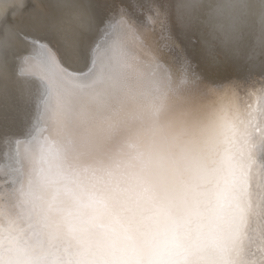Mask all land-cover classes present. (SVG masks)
Returning a JSON list of instances; mask_svg holds the SVG:
<instances>
[{
    "label": "clouds",
    "instance_id": "clouds-1",
    "mask_svg": "<svg viewBox=\"0 0 264 264\" xmlns=\"http://www.w3.org/2000/svg\"><path fill=\"white\" fill-rule=\"evenodd\" d=\"M176 13L185 31H200L206 54L219 46L227 58L258 66L264 0H177ZM18 40L11 27L0 34L3 98ZM113 114H119L115 126ZM52 123L18 188L19 205L31 230L70 246L62 258L149 264L168 251L199 264L229 258L223 193L233 157L222 145L210 146L202 129L166 102L144 104L100 81L58 100ZM0 255L20 264L36 260L22 247L6 246Z\"/></svg>",
    "mask_w": 264,
    "mask_h": 264
},
{
    "label": "snow or ice",
    "instance_id": "snow-or-ice-1",
    "mask_svg": "<svg viewBox=\"0 0 264 264\" xmlns=\"http://www.w3.org/2000/svg\"><path fill=\"white\" fill-rule=\"evenodd\" d=\"M174 0H84L78 20L93 25L71 41L58 22L54 0H33L23 27L10 25L20 44L9 65L12 81L0 105V253L22 247L35 264H73L63 249L31 230L19 205L18 188L34 164V153L61 98L95 81L115 84L144 104L169 105L233 157L224 190L230 210L228 259L216 264H264V76L237 73L201 54L192 32L175 21ZM258 85V86H257ZM211 94L227 101L226 110L209 111ZM110 120L115 126L119 114ZM41 125H46V129ZM0 264H20L0 255ZM149 264H199L179 251L159 254Z\"/></svg>",
    "mask_w": 264,
    "mask_h": 264
},
{
    "label": "bare ground",
    "instance_id": "bare-ground-1",
    "mask_svg": "<svg viewBox=\"0 0 264 264\" xmlns=\"http://www.w3.org/2000/svg\"><path fill=\"white\" fill-rule=\"evenodd\" d=\"M82 2H84V0H56V3L59 5L57 11L58 22L69 41H71L80 31H89L93 27L90 21L86 19H77L81 11L79 5ZM176 2L177 0H174L172 12L175 17L176 23L180 26L177 19ZM32 3L33 0H0V34H2L3 29L6 26L10 27L14 19L16 20L17 24L23 27L27 21V13L31 8ZM21 4L23 5L22 7ZM6 5L10 6L6 7ZM192 33L194 34L195 39L198 41V47L201 50L202 56L207 61L211 63H225L237 73L251 72L257 77L264 76V55L261 56L260 62L257 67H250L243 61H234L227 58L223 49L219 46L214 49L213 53L206 54L205 51H203L204 43L200 31L196 30L192 31ZM19 44L20 40H18V42L16 43V49L18 48ZM14 62L15 61L13 58L10 64H14ZM3 103L4 98L3 96H0V105H3ZM203 104L209 111L226 110L227 101L224 100L221 96L211 94L208 99L203 101ZM41 127L46 129V125H41ZM47 135L48 133L45 130L41 139H43V137ZM260 155L261 154L259 153V151H257V155L253 159V165L257 169H259L260 165L264 163V160L260 159ZM3 166V162H0V168H2Z\"/></svg>",
    "mask_w": 264,
    "mask_h": 264
}]
</instances>
